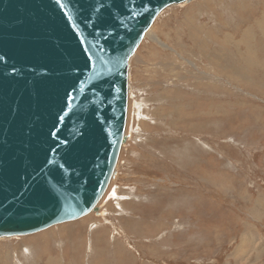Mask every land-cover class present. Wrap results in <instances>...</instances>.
<instances>
[{
  "label": "rangeland",
  "instance_id": "1",
  "mask_svg": "<svg viewBox=\"0 0 264 264\" xmlns=\"http://www.w3.org/2000/svg\"><path fill=\"white\" fill-rule=\"evenodd\" d=\"M124 135L97 214L0 239V264H264V0L165 8Z\"/></svg>",
  "mask_w": 264,
  "mask_h": 264
},
{
  "label": "water",
  "instance_id": "2",
  "mask_svg": "<svg viewBox=\"0 0 264 264\" xmlns=\"http://www.w3.org/2000/svg\"><path fill=\"white\" fill-rule=\"evenodd\" d=\"M190 0H0V239L97 214L124 129L129 61Z\"/></svg>",
  "mask_w": 264,
  "mask_h": 264
},
{
  "label": "bare ground",
  "instance_id": "3",
  "mask_svg": "<svg viewBox=\"0 0 264 264\" xmlns=\"http://www.w3.org/2000/svg\"><path fill=\"white\" fill-rule=\"evenodd\" d=\"M190 1H191V0H190ZM190 1H188V2H190ZM182 3H185V2H182ZM178 4H180V3H178ZM175 5H176V4H175ZM153 22H154V21H153ZM146 33H147V32H146ZM146 33H145V34H146ZM100 199H101V198H100ZM96 207H97V205H96ZM82 217H83V216H82ZM80 218H81V217H80ZM68 222H70V221H68ZM64 223H65V222H64ZM10 237H11V236H10ZM99 251H101V250L99 249ZM235 256H236V257H239V254H236Z\"/></svg>",
  "mask_w": 264,
  "mask_h": 264
}]
</instances>
